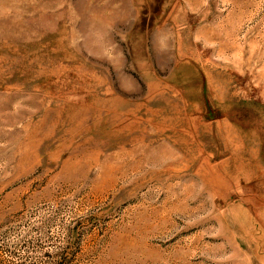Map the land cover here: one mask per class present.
I'll return each mask as SVG.
<instances>
[{
    "label": "rangeland",
    "instance_id": "374dc122",
    "mask_svg": "<svg viewBox=\"0 0 264 264\" xmlns=\"http://www.w3.org/2000/svg\"><path fill=\"white\" fill-rule=\"evenodd\" d=\"M0 264H264V0H0Z\"/></svg>",
    "mask_w": 264,
    "mask_h": 264
}]
</instances>
